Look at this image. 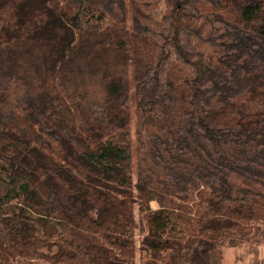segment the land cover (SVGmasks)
Returning a JSON list of instances; mask_svg holds the SVG:
<instances>
[{"label": "trees", "instance_id": "trees-1", "mask_svg": "<svg viewBox=\"0 0 264 264\" xmlns=\"http://www.w3.org/2000/svg\"><path fill=\"white\" fill-rule=\"evenodd\" d=\"M166 2L0 0V264L264 246V0Z\"/></svg>", "mask_w": 264, "mask_h": 264}, {"label": "rangeland", "instance_id": "rangeland-1", "mask_svg": "<svg viewBox=\"0 0 264 264\" xmlns=\"http://www.w3.org/2000/svg\"><path fill=\"white\" fill-rule=\"evenodd\" d=\"M167 0H129L128 8H127V19L128 25H132L133 18V7L147 13L153 20L158 21L161 19L162 15L166 11ZM118 32L114 30L112 24L110 22H105L100 25V37H109L113 35H118ZM129 39L132 42V32L129 31ZM130 59L129 64V76L133 77V72L135 69V63L131 53L127 56ZM132 112V128L135 130L136 121H137V112L135 106L131 108ZM137 195V190L134 191ZM153 209H157L158 203L153 202ZM92 216H96L95 212L91 213ZM134 215L137 222V227L135 229L137 246L139 247L136 263L137 264H145L149 260H145L147 257V252L143 251L140 248V241L143 239L145 233L140 225V220L142 217V213L140 211V207L138 202L134 205ZM142 229V230H141ZM214 253L217 254L216 257H210V259H206L205 261H199L198 264H264V246H253L251 244H238V245H227V246H217L213 250ZM153 264H165L161 255L157 256L156 259H151L148 263ZM173 262V261H172ZM177 263V261H175Z\"/></svg>", "mask_w": 264, "mask_h": 264}]
</instances>
